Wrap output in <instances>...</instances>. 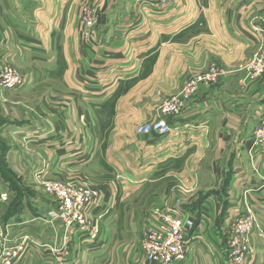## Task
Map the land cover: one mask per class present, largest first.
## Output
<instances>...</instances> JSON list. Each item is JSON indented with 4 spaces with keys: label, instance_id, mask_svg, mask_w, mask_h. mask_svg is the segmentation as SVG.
Returning <instances> with one entry per match:
<instances>
[{
    "label": "crops",
    "instance_id": "0c3cea01",
    "mask_svg": "<svg viewBox=\"0 0 264 264\" xmlns=\"http://www.w3.org/2000/svg\"><path fill=\"white\" fill-rule=\"evenodd\" d=\"M254 27L264 32V0H0V69L25 79L0 97V222L19 264H152L141 239L155 210L176 207L196 219L176 264H232L227 235L248 207L261 229L247 264H264ZM213 65L225 73L167 117L169 136L137 132ZM62 169L75 174L50 172ZM54 179L100 190L88 230L50 216L57 202L44 186Z\"/></svg>",
    "mask_w": 264,
    "mask_h": 264
},
{
    "label": "built area",
    "instance_id": "2783aa9c",
    "mask_svg": "<svg viewBox=\"0 0 264 264\" xmlns=\"http://www.w3.org/2000/svg\"><path fill=\"white\" fill-rule=\"evenodd\" d=\"M167 0H158L164 3ZM84 22L91 28L97 24V18L88 9L84 13ZM261 47L254 59L250 62L252 78L264 73V32L259 27H254ZM225 73L217 66L194 74L183 87L181 94L168 97L158 106L156 119L141 124L137 127L139 134H158L166 137L173 128L167 119L168 116H177L184 108V98L197 93L199 85L208 86L216 84ZM25 83L22 73L12 65L0 69V97L5 92L14 91ZM252 142L264 148V120L253 131ZM45 192L57 202L55 209L50 211V216L60 220L68 229L88 230L91 221L87 220V209L91 204L97 203L96 192L86 184L50 180L44 186ZM1 201H7L8 195H0ZM155 218L147 227L141 239V248L145 258L152 264H176L185 260L189 249V232L196 226L195 217L185 210L176 207L165 212L155 210ZM260 228V222L251 207L246 212L234 218L228 237V251L232 264H247L252 254L251 236ZM7 227L0 222V264H19L21 247L11 245Z\"/></svg>",
    "mask_w": 264,
    "mask_h": 264
},
{
    "label": "rangeland",
    "instance_id": "374dc122",
    "mask_svg": "<svg viewBox=\"0 0 264 264\" xmlns=\"http://www.w3.org/2000/svg\"><path fill=\"white\" fill-rule=\"evenodd\" d=\"M84 19V18H83ZM93 28H95V27H91V29H93ZM90 34H92L91 32H90ZM90 77H92V76H90ZM92 78H94V76L92 77ZM9 92V91H8ZM258 126V125H257ZM51 172V174L52 175H54V177H56V178H59V175H66V173L67 174H71V175H74L75 174V172H73V171H71L70 169H62V170H60V171H55V172H53V170H51L50 171ZM55 180V179H54ZM166 182L164 181V180H160V181H158V183L157 184H159L160 186H162L163 184H165ZM78 184H83V183H78ZM87 185V184H86ZM93 188V187H92ZM93 190L96 192V198L98 199V201H97V203H96V205H99V203H100V190H97V189H94L93 188ZM162 191V190H161ZM100 192V193H99ZM102 194V193H101ZM102 202V201H101ZM138 202V201H137ZM137 202H132V204H130V205H134V206H136V205H140V203L141 202H138V204H137ZM88 221L90 220V218H88L87 219ZM122 225H121V223L117 226L118 228H120Z\"/></svg>",
    "mask_w": 264,
    "mask_h": 264
}]
</instances>
